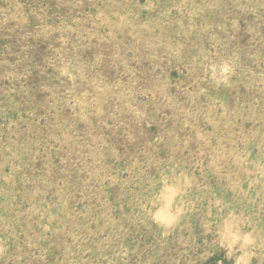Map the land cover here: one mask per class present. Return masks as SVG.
I'll use <instances>...</instances> for the list:
<instances>
[{
    "label": "rangeland",
    "instance_id": "374dc122",
    "mask_svg": "<svg viewBox=\"0 0 264 264\" xmlns=\"http://www.w3.org/2000/svg\"><path fill=\"white\" fill-rule=\"evenodd\" d=\"M0 264H264V0H0Z\"/></svg>",
    "mask_w": 264,
    "mask_h": 264
}]
</instances>
